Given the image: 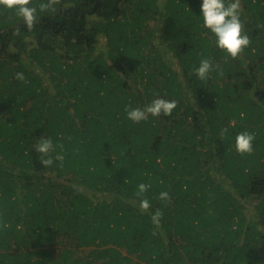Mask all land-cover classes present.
<instances>
[{"label":"trees","instance_id":"16d2710c","mask_svg":"<svg viewBox=\"0 0 264 264\" xmlns=\"http://www.w3.org/2000/svg\"><path fill=\"white\" fill-rule=\"evenodd\" d=\"M42 2L31 28L0 5V264H264V0H241L235 58L201 0ZM157 96L171 115L126 118ZM42 137L63 161L42 163Z\"/></svg>","mask_w":264,"mask_h":264},{"label":"clouds","instance_id":"9594fccd","mask_svg":"<svg viewBox=\"0 0 264 264\" xmlns=\"http://www.w3.org/2000/svg\"><path fill=\"white\" fill-rule=\"evenodd\" d=\"M55 0H45L39 4V11H55ZM0 5L15 10L16 14L22 17L23 22L29 27L37 21V6L32 5V0H0ZM241 0H201L200 14L203 19V26L214 35L215 46L225 51L228 55L235 58L240 52L250 44V39L246 33H243V22L241 20ZM219 65H214L210 57H202L199 65L194 67L193 71L201 80H206L210 73L217 71ZM222 74V70H221ZM17 80H24L23 72L16 73ZM175 99H166L163 96H157L149 103L141 106L125 105L126 118L132 122L139 123L145 121L149 116L156 117L161 114L171 115L176 108ZM255 134L243 130L236 134L235 148L236 151L244 154L251 153L254 149ZM35 149L37 152L44 154L47 158L42 159V163L46 166L52 165L55 161H63L62 153H56L55 157L48 155L54 150L53 140L49 137L40 138ZM149 184L140 182L137 185L136 195L143 197L148 191ZM161 199H167L169 193L167 191L160 192ZM140 207L148 209L151 203L147 198L140 199ZM161 213L157 211L153 219L159 223Z\"/></svg>","mask_w":264,"mask_h":264},{"label":"rangeland","instance_id":"374dc122","mask_svg":"<svg viewBox=\"0 0 264 264\" xmlns=\"http://www.w3.org/2000/svg\"><path fill=\"white\" fill-rule=\"evenodd\" d=\"M101 49H109L110 46L106 43V38L104 36H102V43L100 45ZM25 60L28 61L29 58L26 56ZM93 248H82L77 250L76 255L78 257H85Z\"/></svg>","mask_w":264,"mask_h":264}]
</instances>
